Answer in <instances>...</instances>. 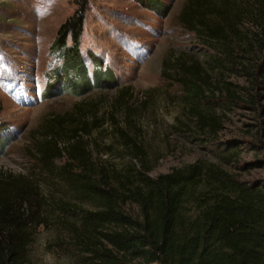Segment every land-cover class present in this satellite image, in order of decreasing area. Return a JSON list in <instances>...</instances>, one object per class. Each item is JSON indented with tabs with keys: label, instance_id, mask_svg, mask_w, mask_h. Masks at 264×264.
<instances>
[{
	"label": "rangeland",
	"instance_id": "1",
	"mask_svg": "<svg viewBox=\"0 0 264 264\" xmlns=\"http://www.w3.org/2000/svg\"><path fill=\"white\" fill-rule=\"evenodd\" d=\"M188 0H158L146 8L136 0H0V169L25 174L34 165L33 137L52 114L68 111L81 98L96 101L104 116L91 129L95 160L117 166L140 167L127 155L115 128L140 141L148 174L155 176L195 161L211 162L246 182L264 181V50L256 42L258 28L246 17L240 34L231 36L232 61L221 63L212 46L179 20ZM219 0H213L218 3ZM244 6V0L235 4ZM80 16L77 52L89 88L70 89L72 73L64 80L61 57L50 44L59 26ZM69 45L70 39L65 41ZM196 60L204 69L206 102L218 114L211 140L193 130L185 113L175 59ZM93 68L105 73L94 85ZM228 86L233 93L224 89ZM204 102V101H203ZM111 150H105V145ZM57 163V162H56ZM41 180V179H40ZM41 186H53L42 179ZM54 192L66 193L55 182ZM47 188V189H48ZM91 209L89 203L83 204ZM135 213L133 204L124 205ZM62 231L55 219L33 231L27 264H63Z\"/></svg>",
	"mask_w": 264,
	"mask_h": 264
},
{
	"label": "trees",
	"instance_id": "2",
	"mask_svg": "<svg viewBox=\"0 0 264 264\" xmlns=\"http://www.w3.org/2000/svg\"><path fill=\"white\" fill-rule=\"evenodd\" d=\"M136 1L161 9L158 0ZM246 17L258 28L254 39L264 50V0H244V6L235 0H188L179 20L216 46L218 56L212 60L221 63L223 54L233 60L229 40L240 34L237 26ZM81 27L80 16L66 19L50 44L62 58L64 80L74 76L69 86L75 94L89 88L77 52ZM93 69L96 86L105 73ZM171 69L193 123L187 130L211 140L219 118L205 101L209 90L203 85H211L204 69L182 58ZM105 115L114 121L111 113L97 110L96 101H75L68 111L52 114L34 135L30 171L0 169V264H27L33 231L52 219L62 231L63 264H264V181L246 182L201 161L151 176L140 141L119 127L121 147L140 160V167L95 160L91 146L97 143L89 134ZM104 149L110 151L111 145ZM44 178L53 186H41ZM55 182L66 193L54 192ZM126 203L134 205L135 213L126 212Z\"/></svg>",
	"mask_w": 264,
	"mask_h": 264
}]
</instances>
